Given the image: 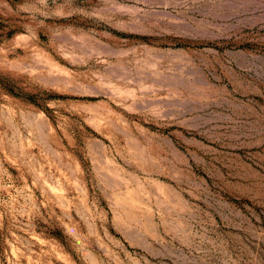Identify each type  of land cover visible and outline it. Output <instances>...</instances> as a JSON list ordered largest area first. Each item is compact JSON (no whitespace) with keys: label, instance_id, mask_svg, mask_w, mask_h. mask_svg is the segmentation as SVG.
I'll return each mask as SVG.
<instances>
[{"label":"rangeland","instance_id":"obj_1","mask_svg":"<svg viewBox=\"0 0 264 264\" xmlns=\"http://www.w3.org/2000/svg\"><path fill=\"white\" fill-rule=\"evenodd\" d=\"M0 264H264V0H0Z\"/></svg>","mask_w":264,"mask_h":264}]
</instances>
